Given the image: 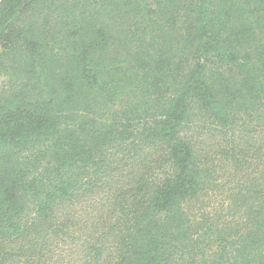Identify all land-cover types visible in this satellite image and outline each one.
<instances>
[{"label": "trees", "instance_id": "obj_1", "mask_svg": "<svg viewBox=\"0 0 264 264\" xmlns=\"http://www.w3.org/2000/svg\"><path fill=\"white\" fill-rule=\"evenodd\" d=\"M0 264H264V0H0Z\"/></svg>", "mask_w": 264, "mask_h": 264}]
</instances>
